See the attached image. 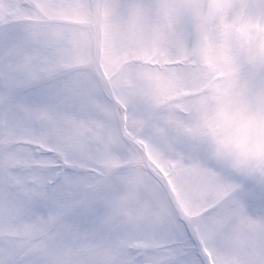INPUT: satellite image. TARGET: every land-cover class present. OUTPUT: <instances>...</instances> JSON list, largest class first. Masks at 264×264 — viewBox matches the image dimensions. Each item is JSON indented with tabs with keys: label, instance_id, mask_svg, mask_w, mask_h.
Wrapping results in <instances>:
<instances>
[{
	"label": "snow or ice",
	"instance_id": "snow-or-ice-1",
	"mask_svg": "<svg viewBox=\"0 0 264 264\" xmlns=\"http://www.w3.org/2000/svg\"><path fill=\"white\" fill-rule=\"evenodd\" d=\"M0 264H264V0H0Z\"/></svg>",
	"mask_w": 264,
	"mask_h": 264
}]
</instances>
